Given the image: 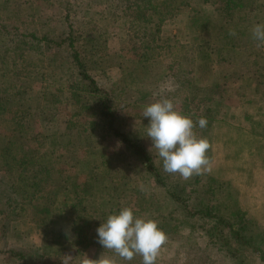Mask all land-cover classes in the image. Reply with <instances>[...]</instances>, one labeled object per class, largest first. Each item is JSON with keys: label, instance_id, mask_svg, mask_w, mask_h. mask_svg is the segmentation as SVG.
Returning a JSON list of instances; mask_svg holds the SVG:
<instances>
[{"label": "rangeland", "instance_id": "1", "mask_svg": "<svg viewBox=\"0 0 264 264\" xmlns=\"http://www.w3.org/2000/svg\"><path fill=\"white\" fill-rule=\"evenodd\" d=\"M192 4L200 7L203 14L214 15V7H225L226 0L203 3L197 0ZM251 4L249 10L263 11L250 23L264 24V0ZM83 6L87 7L86 13ZM140 9L120 0H0V30L4 33L0 38V53L7 54L13 84L23 90L22 96H26L28 103H33L32 94L45 90V101L40 96V105L47 108L48 104L52 108L43 115V121H37L39 108L30 109L33 117L18 129L25 131L29 125L30 134L40 133L45 137L54 132L59 143L51 146L58 156L55 167L58 173L76 175V183L89 190L125 183L136 188V193L120 198L119 206L155 219L166 233L167 241L156 264H264V218L249 217L264 210V138L255 133L258 130L264 136V45L256 50L260 51L256 56L258 65L254 62L240 71L233 68L254 60L255 55L247 57V61L243 55L251 52L248 49L251 45L246 44L248 39L244 38L241 47L232 52L223 51V56H233V62L236 61L231 67V78L225 79L219 75L215 47L207 56L200 55L204 48L199 43L201 37L196 36L201 27L189 20L190 11L181 9L164 21L159 39L154 42L145 41L142 31L131 23L145 20ZM32 33L38 39L33 40L29 36ZM68 34L84 58L89 75L109 93L120 128L149 153L166 185L178 191L185 185L183 198L194 201L195 179L197 186L206 191L201 194L204 201L212 192L211 204L215 210L211 217L190 220L179 202L169 200L164 187L144 170L132 151L100 126L99 101L84 89L86 86L74 69L66 43ZM2 72L5 68L0 64ZM210 80H215L218 87L204 99L199 98L194 87ZM188 81L192 90L186 87ZM73 94H78V103ZM161 98L171 99L176 110L194 122L196 118H206V129L203 131L204 128L196 125L194 131L210 143L207 152L210 171L185 180L179 174L163 170L162 161L146 136L149 121L143 117L145 106ZM19 109L12 107L9 116L20 118ZM244 118L249 121V128L243 125ZM40 141H37L39 145ZM43 142L40 149L49 148L48 139ZM100 149L109 155V163L101 169L89 164L93 175L103 173L99 177L104 179L101 182L94 181L87 167L81 168L79 163L86 154L94 158ZM130 180H134V185ZM51 186L65 187L60 179L43 180L40 190L46 194ZM59 192L44 224L37 225L28 217L11 222L8 236L0 239V264H106L109 259L114 264H142L139 255L132 261H122L97 239L94 243L87 241L86 245L57 238L55 241L54 232L68 225L70 218L68 208L60 203ZM148 201L150 208H146ZM243 212L246 216L236 223ZM177 223L180 225L176 228ZM237 233L241 238L236 237ZM17 252L23 253L24 259L13 255Z\"/></svg>", "mask_w": 264, "mask_h": 264}, {"label": "trees", "instance_id": "2", "mask_svg": "<svg viewBox=\"0 0 264 264\" xmlns=\"http://www.w3.org/2000/svg\"><path fill=\"white\" fill-rule=\"evenodd\" d=\"M120 1L125 5L131 7L134 5L136 8H141L140 10H143L145 20H138L137 22L131 21V23L134 27L142 31L145 41H158L160 29L164 21L172 18L181 9L190 11L189 20H193L194 25L201 27L197 31L196 36L199 38L201 37L199 43L204 48V50H200V55L207 56V54H209L208 52L212 51L211 48L215 47L219 75L225 79L231 78L229 77L231 67L236 64V61L233 62V56H230V58L223 56V51L229 50L232 52V50L238 46L241 47L240 45L243 43L244 38L248 39L246 44L248 43V45H251V47L248 48L251 52L247 51L243 55H246V61L247 57L255 55L253 58L254 60L252 62L247 61L248 65L244 66L239 63L238 66L233 69L236 71H240L244 67L248 69L254 62L258 65L256 56L260 55V51L256 52V50L258 47L260 48L262 46L258 45V43L252 39L251 31L256 23L254 22L251 24L250 22H252L251 20L263 10H249L252 5L251 2L255 0H226L225 7H214L216 11L214 15L203 14L200 7L195 8L192 3L197 0H133V3L131 0ZM205 1L207 0H202V3ZM83 7H85L83 8L84 13H86L87 7ZM251 16L253 17L251 18ZM129 20L130 18L125 21L128 22ZM232 31L236 34L231 35L230 33ZM71 33L72 32H70V34ZM70 34H68L66 42L70 48L69 57L74 64V69L78 71V75L81 76V80H83L84 86H86L84 89L89 93H93L96 96L95 98L99 101L97 108L99 110L100 126L102 128L104 127V129L111 134V137L117 138L119 142L124 145L125 149L132 151L131 153L140 160L144 170L153 177L158 185L164 187L169 200L172 199L175 202H179L178 205L183 207L182 209L188 214L187 217L190 220L199 221L204 217H211L215 210V206L211 204L212 192H210L209 198H205L204 201L201 194H206V191L204 188L197 186L198 179H195L193 185L195 196L194 198L191 197L194 201L190 202L188 199L183 198L184 195H181V193L185 191V185L181 187L179 191L175 190L172 185H166L165 179L160 176V173L154 167L149 153L142 145L134 141L127 132L120 128L119 118L108 96L109 93L105 88L99 87L95 80L89 75L85 60L74 45L73 38ZM3 35V31L0 30V38H2ZM29 36H31L33 40L38 39L33 33L29 34ZM42 39L45 40L47 38L44 37ZM5 53H0V64L5 68V72L0 74V239H6L11 222L20 217H28L37 225L44 224V220L48 218L50 215L49 213H51L56 199L55 196L64 188L62 192H59L61 195L60 203L68 208L67 210L70 213V218H68L69 224L65 227L63 226L57 232H54V240H70L69 243H83L84 245L87 244V241H93L94 243L95 239H97L96 229L99 224L103 222L109 214L118 212L121 209L119 206L121 204L119 202L120 198L127 194L136 193V188L129 186V183H125L120 186L107 184L101 188L89 190V188L82 183H76V175L65 176L63 173H58L55 168L58 163V156L54 154V148L52 146L59 142L57 137L53 134L54 132L47 134L48 137H45L43 135L41 136L40 133L35 135L30 134L28 130L29 125L26 127L27 129L25 131L18 129V127L23 126V123L28 122V119L33 117H31L29 113V111L31 112L30 109L34 107L39 108V119L37 121H43L45 118L43 115H46L48 111H52V108L49 107L48 104H46L47 108L46 106L40 105L39 98L41 96L45 101L46 91L42 90L40 94L35 92V94H32L34 95V99L32 100L33 103H28L26 96H22L23 90H20L13 84L14 76H10V63ZM259 65L261 66L260 69H262V64ZM62 67L63 65L61 68ZM199 67L201 68L202 66ZM201 71L202 74L205 75L204 70L200 69V72ZM258 76L263 75L258 74ZM214 82L215 80H210L203 86L197 85L194 87L193 91L197 92L199 98L203 96L202 98L204 99L218 87V84ZM185 83L187 89L190 90L191 82L188 81ZM78 97V94H75L74 101H76V103L79 101ZM14 105L20 107V118L18 116H9L12 115L10 110L12 107L15 108ZM53 115H55V112ZM35 117L36 119L38 118L37 116ZM197 121L196 118L195 122ZM205 129L206 128H204L203 131ZM255 133L258 136H262V133H259L258 130H255ZM46 138L48 139L49 148L40 149V146L45 143L43 141L46 140ZM38 140H41V145L37 142ZM27 142L35 143L36 145L31 147L28 146ZM103 150L104 149H100L97 151L96 154L98 155L94 158H90L89 155L86 154L88 157L85 156V159L81 158V160H79V163L82 165L80 167H87L86 169H88L89 172L88 175H90L91 178L93 177L94 181H103L104 179L99 178L103 173L100 174V172H96V174L93 175L89 163L97 169H101L104 165H107L110 157L105 150ZM79 171L82 172L83 169ZM105 173L106 171H104V174ZM58 179L64 182L65 187L52 188L55 186H51L52 189L46 194L42 193L43 190H40V185L43 180L55 182ZM131 182L134 185V180ZM96 185L99 184L97 183ZM210 191L212 190L210 189ZM141 199H143V197ZM150 200L151 199H149V201ZM149 201L147 202L146 208L151 207ZM175 209L177 208L175 207ZM159 210L160 209H156V212H159ZM240 216L241 217L236 223L240 222V219L246 216V214H240ZM179 225L180 223H177L176 228ZM231 226H233V224H230V227ZM240 226L242 227L244 225L242 224ZM191 227L192 229L195 228L193 225ZM236 237L241 238L238 233ZM242 241H244L243 238ZM16 254L22 256L24 259L23 253L17 252L13 255ZM23 264L29 263L24 262Z\"/></svg>", "mask_w": 264, "mask_h": 264}, {"label": "clouds", "instance_id": "3", "mask_svg": "<svg viewBox=\"0 0 264 264\" xmlns=\"http://www.w3.org/2000/svg\"><path fill=\"white\" fill-rule=\"evenodd\" d=\"M231 35L236 33L232 31ZM251 37L258 45H264V24L257 23ZM143 117L148 119L146 136L157 151L163 170L179 174L185 180L202 171H210L207 152L209 141L198 137L194 128L207 126L206 118L196 123L192 118L176 110L171 99L161 98L145 106ZM98 243L112 250L122 261H132L136 255L142 264H156L166 233L158 222L147 216L136 215L132 208L122 207L113 212L96 229ZM106 264H114L110 259Z\"/></svg>", "mask_w": 264, "mask_h": 264}, {"label": "crops", "instance_id": "4", "mask_svg": "<svg viewBox=\"0 0 264 264\" xmlns=\"http://www.w3.org/2000/svg\"><path fill=\"white\" fill-rule=\"evenodd\" d=\"M242 122H243V125L245 126V128H249V125H248V122L249 121H247L245 118H244V120H242ZM257 135H255V136H253V137H256ZM258 137V136H257ZM261 138H264V136L262 137V136H260ZM260 137H258V138H260ZM255 212H258V211H255ZM249 217H251V218H258V217H260V218H264V210L263 209H261V210H259V214H250V216Z\"/></svg>", "mask_w": 264, "mask_h": 264}]
</instances>
